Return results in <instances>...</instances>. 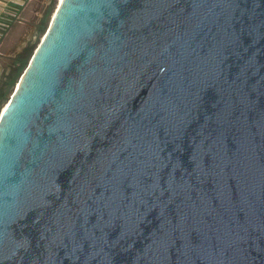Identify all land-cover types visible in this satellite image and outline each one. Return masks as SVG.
Returning <instances> with one entry per match:
<instances>
[{
    "label": "water",
    "instance_id": "water-1",
    "mask_svg": "<svg viewBox=\"0 0 264 264\" xmlns=\"http://www.w3.org/2000/svg\"><path fill=\"white\" fill-rule=\"evenodd\" d=\"M0 264H264V0H59L0 106Z\"/></svg>",
    "mask_w": 264,
    "mask_h": 264
},
{
    "label": "rangeland",
    "instance_id": "rangeland-1",
    "mask_svg": "<svg viewBox=\"0 0 264 264\" xmlns=\"http://www.w3.org/2000/svg\"><path fill=\"white\" fill-rule=\"evenodd\" d=\"M58 2L59 0H1L0 77L11 73L12 79L0 104L10 97L12 87L47 29Z\"/></svg>",
    "mask_w": 264,
    "mask_h": 264
},
{
    "label": "trees",
    "instance_id": "trees-1",
    "mask_svg": "<svg viewBox=\"0 0 264 264\" xmlns=\"http://www.w3.org/2000/svg\"><path fill=\"white\" fill-rule=\"evenodd\" d=\"M18 62V61H17ZM16 62V63H17ZM18 66V64L15 66V68ZM11 79H12V75H11V73L10 74H8L7 76H6V80H2L1 82H0V100L4 97V95H5V92H6V90L9 88V84H10V82H11ZM13 83H14V81H13ZM3 103H1L0 104V106L2 105Z\"/></svg>",
    "mask_w": 264,
    "mask_h": 264
},
{
    "label": "flooded vegetation",
    "instance_id": "flooded-vegetation-1",
    "mask_svg": "<svg viewBox=\"0 0 264 264\" xmlns=\"http://www.w3.org/2000/svg\"><path fill=\"white\" fill-rule=\"evenodd\" d=\"M8 74H9V73H8ZM8 74H7V75H8ZM7 75H6V76H7ZM6 76H2V77H0V82H1L2 80H6Z\"/></svg>",
    "mask_w": 264,
    "mask_h": 264
},
{
    "label": "crops",
    "instance_id": "crops-1",
    "mask_svg": "<svg viewBox=\"0 0 264 264\" xmlns=\"http://www.w3.org/2000/svg\"><path fill=\"white\" fill-rule=\"evenodd\" d=\"M0 3H1V0H0Z\"/></svg>",
    "mask_w": 264,
    "mask_h": 264
}]
</instances>
